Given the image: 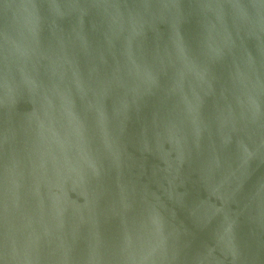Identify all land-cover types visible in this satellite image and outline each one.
<instances>
[{"label":"water","instance_id":"95a60500","mask_svg":"<svg viewBox=\"0 0 264 264\" xmlns=\"http://www.w3.org/2000/svg\"><path fill=\"white\" fill-rule=\"evenodd\" d=\"M0 264H264V0H0Z\"/></svg>","mask_w":264,"mask_h":264}]
</instances>
